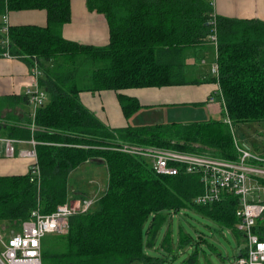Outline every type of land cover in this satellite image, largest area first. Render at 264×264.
Returning <instances> with one entry per match:
<instances>
[{"label":"trees","instance_id":"trees-1","mask_svg":"<svg viewBox=\"0 0 264 264\" xmlns=\"http://www.w3.org/2000/svg\"><path fill=\"white\" fill-rule=\"evenodd\" d=\"M87 5L107 17L110 38L104 45L64 36L72 0H0V27L10 12L46 11L45 25L9 23V43H3L6 34L0 31V51L8 48L31 64L36 57L43 72L40 84L50 94L34 120L15 111L18 104L29 103L26 93L0 95V134L34 137L41 172L40 182L31 179L30 171L0 175V225L7 233L19 230L34 210L54 212L71 197L72 172L86 162H103L107 188L87 211L70 217L69 231L57 234V252L45 251L43 239V264H171L184 254L186 244L194 248L182 264H201L206 249L225 258L218 242L227 231L237 238L236 250L227 259L237 257V247L246 240L237 228V195L225 193L220 200L198 203L204 190L199 173L158 174L151 160L115 148L132 143L237 159L230 125L210 118L112 127L81 94L116 90L130 117L142 103L124 90L190 82L186 52L201 48L216 33L219 73L210 80L220 85L223 114L234 126L264 123V20L218 14L209 0H87ZM188 209L206 218L210 231L193 236L180 226L178 250L169 230L164 248L151 254L148 248L161 237L166 218ZM254 231L264 239V213Z\"/></svg>","mask_w":264,"mask_h":264},{"label":"built area","instance_id":"built-area-1","mask_svg":"<svg viewBox=\"0 0 264 264\" xmlns=\"http://www.w3.org/2000/svg\"><path fill=\"white\" fill-rule=\"evenodd\" d=\"M215 7L216 0H209ZM8 14L3 17L0 31L6 34L4 44L9 43ZM212 41L217 43L214 33ZM0 57H15L9 49L0 51ZM33 85H28L26 94L32 107L31 118L34 120L37 109L45 103L46 94L40 84L43 74L40 62L33 57L30 67ZM212 73L218 75L219 65H212ZM213 101L214 97H210ZM234 134L235 144L239 152L237 159L223 158L211 154L209 151L196 152L174 147L143 146L124 143L116 149L145 157L152 162L153 169L158 174H178L181 171L199 173L204 190L196 198L198 203H209L220 200L225 193H233L239 197L236 211L239 219L237 228L245 235V247L240 256L234 257L229 264H264V239L254 231L257 220L264 213V156L255 153L249 146L243 144L236 137V129L231 119L226 122ZM35 128L34 123L32 124ZM4 142L5 156L14 158L17 155L30 160L29 171L31 179L40 182L41 172L38 163V141L32 137L29 140H20L8 136L0 137ZM32 143V149H17V142ZM93 199H80L74 202H65L49 214L38 209L32 211L31 217L22 221L21 228L4 237L0 232V264H43L42 241L47 234H65L70 228V217L87 211L93 204Z\"/></svg>","mask_w":264,"mask_h":264},{"label":"crops","instance_id":"crops-1","mask_svg":"<svg viewBox=\"0 0 264 264\" xmlns=\"http://www.w3.org/2000/svg\"><path fill=\"white\" fill-rule=\"evenodd\" d=\"M215 12L239 18H261L264 20V0H216ZM77 13H82L83 15L81 19L77 17L76 22ZM72 14L73 22L68 25L65 24L63 27V34L66 38L96 45H104L109 42L110 27L104 13L90 10L84 0H72ZM8 18L10 24L34 23L45 25L47 14L43 9L22 10L8 13ZM210 53L214 55L216 62L217 44L213 41H209L199 49H190L186 52V76L190 81L186 84L130 88L123 92L136 96L140 100L142 107L137 112L146 109H154L156 111L158 108L164 106L170 107L169 110L177 107L206 106L204 112L209 115L208 119L217 118L216 115L223 113V101L217 98L218 95L221 96L219 83L210 80L215 76L212 73V66L209 68L206 65V58ZM30 67L31 63L24 58L16 56L0 57V95L7 93L25 95L27 86L33 85L34 82L31 77ZM118 93L116 90H104L95 93L83 92L81 98L107 124L112 127H124L131 124L130 119L137 112L127 117L120 104ZM212 96L214 97L213 101L210 100ZM18 105V108H21L28 117H31L32 107L28 102ZM24 106L25 110L23 109ZM180 111V114L184 116L189 110L183 111L181 109ZM171 113H174V111L172 110ZM0 137H4V135L0 134ZM24 145H31L33 147L32 143L26 141L17 142L16 144L18 150L23 148ZM4 150V142L0 140V175L29 172L30 160L27 157L17 155L14 158H8L5 156ZM90 163L86 162L81 166ZM99 163L106 167L105 163ZM77 169L72 172L71 177ZM91 180L92 176L86 177L85 175H79V177L75 178L74 183L76 185L72 186L71 198L90 197L88 195V185L90 183L87 182ZM107 185L108 170L105 189ZM104 190L102 188L99 193L101 194ZM75 194L78 196H74ZM1 230L3 231V226L0 225ZM239 247L240 245L237 249ZM221 259L226 260L227 257Z\"/></svg>","mask_w":264,"mask_h":264},{"label":"rangeland","instance_id":"rangeland-1","mask_svg":"<svg viewBox=\"0 0 264 264\" xmlns=\"http://www.w3.org/2000/svg\"><path fill=\"white\" fill-rule=\"evenodd\" d=\"M85 4H87V0H84ZM88 6V5H87ZM79 7V5H78ZM89 8V7H88ZM91 10V9H90ZM82 13H77L76 16V22L77 17H82ZM73 16V14H72ZM71 20L67 22L66 24H71ZM75 23V22H74ZM215 63V57L212 53L206 58V65L211 68L212 64ZM46 100L45 103L49 100L50 94L48 91H46ZM218 99H221V96H217ZM19 106V105H18ZM18 106L15 108V111L18 115H20L23 118H27L25 111H23L21 108H18ZM186 107H177L172 108L169 110L170 107L164 106L161 108H158L156 111L154 109L149 110H140L135 114L133 118L130 119V122L132 125H144V124H154L157 122H172L174 120L176 121H182V122H193L197 120H205L209 118V115L204 112V109H206V106H187ZM25 106L23 107V109ZM184 108V109H183ZM189 110L186 115L183 116V114H180V110ZM25 110V109H24ZM174 111V113H171V111ZM32 111V109H31ZM8 112V110H5L4 113ZM217 118L221 119L224 122H227L229 119V116L225 113H220L216 115ZM236 129V137L238 140H240L243 144H246L251 148V150L255 153H259L264 156V123H253V124H241V125H235ZM21 149H32L31 145H24ZM79 175H85L86 177L92 176V180L88 181L87 183H90L88 195L90 197H76V198H69L67 202H74L76 200L80 199H93L96 201L100 195L99 191L105 189L106 183H107V168L100 164L99 162H91L90 164H87L85 166H81L79 169H77L72 177H71V184L73 186L76 185L74 183L75 178L79 177ZM151 219H148L146 221V226H149ZM209 221L201 216L200 214L196 213L193 210H182L179 213L174 212V217H167L166 220L163 222L161 227V237L157 239L154 246L148 248L151 254H156L159 252V249H162L163 247V237L164 235L169 231L172 230L173 238H174V249H177L180 244V235H179V229L180 226H183L185 231H187L190 234H193V236H196L197 233L200 234L201 231L204 233L209 232ZM14 230L11 229L9 232L6 233L5 229L0 232L3 233L4 237L9 236ZM55 233L47 234L45 236V251H49L51 253H55L60 249V236ZM220 246V250L223 252L224 257L232 256L236 250L237 246V238L236 236L230 232L227 231L226 237L221 235L220 243L218 242ZM164 248V247H163ZM193 246L192 244H186L184 247V254L178 255V258L172 262L171 264H182L183 257L187 258L190 254L193 253ZM179 250V248H178ZM0 251H1V244H0ZM167 251V249H166ZM201 264H207L208 261L206 257H209L211 259V264H229L230 260H222L221 257L218 255L211 253L210 249H206V252H201ZM49 264V262H47ZM132 264H140L138 260H135L132 262Z\"/></svg>","mask_w":264,"mask_h":264},{"label":"water","instance_id":"water-1","mask_svg":"<svg viewBox=\"0 0 264 264\" xmlns=\"http://www.w3.org/2000/svg\"><path fill=\"white\" fill-rule=\"evenodd\" d=\"M245 247V244L243 243L242 245H240V247L237 249V254L238 256H240L242 254V249Z\"/></svg>","mask_w":264,"mask_h":264}]
</instances>
